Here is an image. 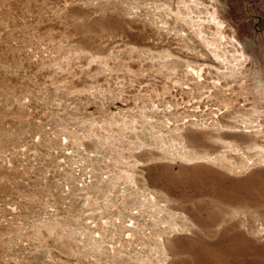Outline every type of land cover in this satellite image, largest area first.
<instances>
[{
    "label": "rangeland",
    "instance_id": "1",
    "mask_svg": "<svg viewBox=\"0 0 264 264\" xmlns=\"http://www.w3.org/2000/svg\"><path fill=\"white\" fill-rule=\"evenodd\" d=\"M0 264H264V0H0Z\"/></svg>",
    "mask_w": 264,
    "mask_h": 264
}]
</instances>
